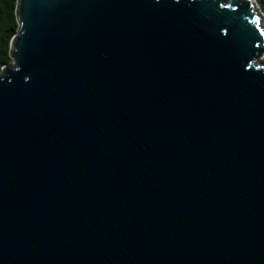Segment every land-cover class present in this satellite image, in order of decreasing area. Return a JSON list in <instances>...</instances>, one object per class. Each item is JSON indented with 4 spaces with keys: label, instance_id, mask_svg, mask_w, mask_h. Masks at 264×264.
<instances>
[{
    "label": "water",
    "instance_id": "1",
    "mask_svg": "<svg viewBox=\"0 0 264 264\" xmlns=\"http://www.w3.org/2000/svg\"><path fill=\"white\" fill-rule=\"evenodd\" d=\"M14 8L0 264H264L255 0Z\"/></svg>",
    "mask_w": 264,
    "mask_h": 264
},
{
    "label": "trees",
    "instance_id": "2",
    "mask_svg": "<svg viewBox=\"0 0 264 264\" xmlns=\"http://www.w3.org/2000/svg\"><path fill=\"white\" fill-rule=\"evenodd\" d=\"M15 1L0 0V69L11 62L9 56V42L16 32L17 21L15 18ZM257 10L262 14V26L264 28V0H255ZM264 62V56L259 59Z\"/></svg>",
    "mask_w": 264,
    "mask_h": 264
},
{
    "label": "rangeland",
    "instance_id": "3",
    "mask_svg": "<svg viewBox=\"0 0 264 264\" xmlns=\"http://www.w3.org/2000/svg\"><path fill=\"white\" fill-rule=\"evenodd\" d=\"M256 7V6H255ZM264 56V50L263 52L259 55V57L257 58V60H259L260 58H262Z\"/></svg>",
    "mask_w": 264,
    "mask_h": 264
}]
</instances>
